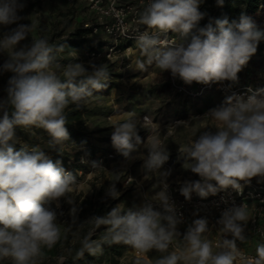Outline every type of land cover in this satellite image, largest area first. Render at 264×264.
Returning a JSON list of instances; mask_svg holds the SVG:
<instances>
[{"label":"clouds","instance_id":"9594fccd","mask_svg":"<svg viewBox=\"0 0 264 264\" xmlns=\"http://www.w3.org/2000/svg\"><path fill=\"white\" fill-rule=\"evenodd\" d=\"M222 6L224 0H216ZM202 0H148L136 23L144 31L128 36L133 39L143 59H137L133 70L154 65L161 75L170 73L186 85L237 82L238 73L257 52L264 30L247 15L229 22L227 17L209 20L200 11ZM27 0H0V26L8 30L0 36V75L11 73L0 97V261L10 264H41L45 249L51 250L61 240L58 218L64 216L62 202L70 205L69 215L78 218L80 207L71 193L78 186L76 175L53 160L40 145L19 140L16 129L35 135L34 129L48 136V148L63 155L70 139L65 110L83 107L88 97L107 87L110 73L106 65L75 62L61 65L57 54L65 44L52 45L45 37H32L36 23L25 24L21 15ZM151 30V31H149ZM173 35H169V34ZM25 41H29L25 43ZM247 95L231 94L204 116L214 122V130L201 132L181 149L186 170L199 177L184 180L179 192L190 201L192 193L201 199L231 189L243 192L253 179L264 182V88H249ZM178 121L175 127L187 125ZM112 147L126 161L137 157L143 146L144 179L155 177L153 194L131 208L116 204L102 216L93 215L89 222L96 228L105 226L99 239L91 234L81 240L79 258L87 253H101L104 245H127L138 257L155 250L161 253L154 264H264V243L256 247V256L241 251L237 241H246L250 215L246 204L226 207L216 220L220 234L216 242L207 217L195 218L181 233L182 212L169 192L170 169L162 170L169 159L167 145L150 132L139 135L144 125L132 118L112 126ZM147 130V129H146ZM148 131V130H147ZM20 144L19 150L16 145ZM85 163L86 161H81ZM94 169L102 167L93 161ZM131 181V177L129 178ZM127 183L125 186L127 187ZM106 196L116 200L120 192L115 183ZM199 210L193 213L198 216ZM170 247L173 249L169 251ZM137 264H141L138 259Z\"/></svg>","mask_w":264,"mask_h":264},{"label":"rangeland","instance_id":"374dc122","mask_svg":"<svg viewBox=\"0 0 264 264\" xmlns=\"http://www.w3.org/2000/svg\"><path fill=\"white\" fill-rule=\"evenodd\" d=\"M147 3L148 0H27V7L21 13L27 17L23 23H36L29 41L32 37L39 38L41 35L65 37L77 27L90 28L91 31L86 34L89 40L87 44H98L99 47L92 51L72 50L63 58L58 56L61 60L57 62L61 65L79 62L85 67L90 64L106 65L110 73L107 87L95 92L84 103L83 106L88 112L83 113L82 123H75V126H80L85 131L87 143L67 141L63 155H60L48 148V136L43 130L34 129L32 131L35 135H32L28 130L16 129V135L21 142L40 145L53 160L60 159L62 163L65 160L64 168L73 172L78 182L77 188L71 193L72 199L80 207L78 218L74 220L69 215L70 205L62 202L64 216L57 221L61 227V240L51 250L45 249L41 264H60L69 252L81 248V240L86 235L91 234L92 239L99 240L106 228H96L89 222V217L102 216L119 203L128 208L138 206L145 195L153 194L155 177L150 174L149 179H144L143 160L138 158L146 155V150L141 146L138 152L133 153L137 158L126 161L111 144L114 124L132 117L145 127L139 128L142 139H146L150 132L154 138L167 145L169 159L166 163H169L172 172L168 182L173 191L180 193L178 181L199 179L186 170L187 163L179 149L201 132L214 130V122L204 115L221 104L225 97L211 90L202 97L195 98L189 91L195 89L198 83L186 85L178 78L173 79L168 72L161 75L154 65H146L144 70H133L129 67L132 63L134 68L135 61L143 58L134 40L127 38L125 34L133 36L137 29L145 30V26L138 25L136 20ZM251 19L259 29L264 28V21H259L257 17ZM7 30L0 26V36ZM5 59L6 56L0 55V64ZM10 75L11 73L0 75V97L6 95L4 89ZM231 83L237 87H251L255 90L264 88V52H256L238 73V81ZM177 119L188 123L169 127L175 125ZM82 160L86 162L82 163ZM93 161L99 162L102 167L94 169L91 166ZM162 170H166L164 166ZM111 183H115L120 192L116 200L106 196V190ZM127 183L131 184L126 187ZM86 199H90L93 205L84 203ZM248 212L251 217V211ZM192 220L185 225H179L178 230L183 233ZM249 223L250 221L246 229L247 239L239 244L247 252L256 254V247L264 243V237L253 234ZM206 235L213 241L218 235L217 228L210 227ZM171 250L173 249L170 247L169 251ZM160 255L161 253L153 250L138 257L134 249L125 245L120 255L97 253L91 256L88 264H137L138 259L141 264H154ZM0 264L10 262L4 260Z\"/></svg>","mask_w":264,"mask_h":264},{"label":"trees","instance_id":"16d2710c","mask_svg":"<svg viewBox=\"0 0 264 264\" xmlns=\"http://www.w3.org/2000/svg\"><path fill=\"white\" fill-rule=\"evenodd\" d=\"M202 2L203 4H200V11L205 12L206 16L203 20L200 21V26L206 25L210 19L214 20L227 17L229 19V22L238 20L241 13L247 15L250 18L257 17L261 22L264 21V0H224L222 6H218L216 0H202ZM261 30H264V28H262ZM90 31V28L77 27L74 30L68 32L65 37L55 38L52 35L48 37L41 35V37L47 38L49 43L52 45L65 44L64 51L57 54L58 61L61 60V57L58 56H62L63 58L66 53L72 50L79 52L82 49L92 51L98 48V44H95L93 46L87 44L89 40L86 38V34ZM257 52H264V40L259 42ZM65 112L68 118L67 128L70 133L69 141H79L87 143L85 131L82 129V127L75 126V123H78L79 125L82 123V115L84 112L87 113L88 109L84 106L80 109H77L74 105H71L68 109L65 110ZM15 147L17 150H19L20 145L17 144ZM63 164H65V160L63 161ZM84 203H88L90 206L93 205L90 199H86ZM124 247L125 245L123 244L111 246L104 245L102 252L111 253L112 256H118L121 254V251ZM79 250L69 252L60 264H88L89 259L92 255L86 253L83 258H79L77 256Z\"/></svg>","mask_w":264,"mask_h":264},{"label":"built area","instance_id":"2783aa9c","mask_svg":"<svg viewBox=\"0 0 264 264\" xmlns=\"http://www.w3.org/2000/svg\"><path fill=\"white\" fill-rule=\"evenodd\" d=\"M180 88L183 89L182 87ZM249 88L251 87H237L231 82L225 81L223 83H211L209 85L199 84L195 89L190 90L189 94L196 98L202 97L208 91L215 90L224 97L233 93L246 96ZM178 121L181 120L177 119L176 122ZM163 166L166 170L171 168L169 163H165ZM169 192L172 199L176 202L180 212L183 214L184 223L181 225H185L189 222L192 211L196 212L199 210L198 217H207L209 220V226L217 228L215 226L216 220L220 217L221 212L226 207L246 204L248 211H251L249 223L250 231L260 237H264V182H258L256 179H253L249 184L243 186L242 193H236L235 191L228 189L227 191L217 193L215 196L210 195L206 199H201L196 193H192L190 201L185 200L180 193L173 191L170 185ZM219 239L220 234L218 233L213 242H216ZM237 245L246 255L250 257L256 256L254 253L247 252L239 244V241H237Z\"/></svg>","mask_w":264,"mask_h":264},{"label":"crops","instance_id":"0c3cea01","mask_svg":"<svg viewBox=\"0 0 264 264\" xmlns=\"http://www.w3.org/2000/svg\"><path fill=\"white\" fill-rule=\"evenodd\" d=\"M193 213H194V212L192 211L191 214H190V219H189V220H192V219L197 218V216H194Z\"/></svg>","mask_w":264,"mask_h":264}]
</instances>
